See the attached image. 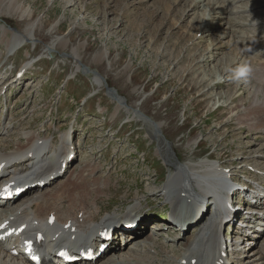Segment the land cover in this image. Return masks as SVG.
I'll use <instances>...</instances> for the list:
<instances>
[{
	"label": "rangeland",
	"instance_id": "rangeland-1",
	"mask_svg": "<svg viewBox=\"0 0 264 264\" xmlns=\"http://www.w3.org/2000/svg\"><path fill=\"white\" fill-rule=\"evenodd\" d=\"M244 1L257 2L250 13L253 20H261V29L250 42L244 38L248 18L214 19L208 1L203 0L193 10H187L185 0H18L28 12L23 19L9 4L0 3V25L8 30L7 38L37 23L32 39L19 42L21 48L15 53L7 49L0 32V132L5 134L0 133V150L9 151L18 143L26 146V132L53 139L56 146L64 134L72 135L75 158L65 181L78 182L88 190L89 181L100 177L98 184H103L100 190L104 192L92 195V188L86 193L90 195L87 201L97 198L99 222L108 214L122 216L129 207L155 211L147 213L145 227L148 234L153 232L155 245L143 249L146 254L140 259L146 264H174V256L198 231L190 229L180 235L168 227L172 206L160 192L171 165L160 153V145L168 143L172 157L181 163L205 160L209 153L228 164L240 158V166L230 165L233 170L246 171L232 177L236 187L240 178L245 185L259 180L254 171L264 176V134L240 127L233 116L236 107L252 99L258 83L253 80L254 72L264 67L260 61L264 0ZM237 4L241 3L232 7ZM55 39L67 43H57L50 50ZM101 53L105 57L97 62ZM243 62L253 72L247 82L234 81L229 69ZM20 69L26 72L21 79L17 76ZM94 72L102 82L92 80ZM145 121L163 127L161 134L156 131L157 140ZM86 165L90 168L83 183L76 172ZM231 202L242 209L223 228V237H229L227 257L233 264H246L233 256L238 221L246 211L251 215L261 212V206H249L247 197L238 194ZM154 222L166 227L156 230ZM262 232L251 250L261 245ZM136 247L142 252L143 246Z\"/></svg>",
	"mask_w": 264,
	"mask_h": 264
},
{
	"label": "bare ground",
	"instance_id": "bare-ground-1",
	"mask_svg": "<svg viewBox=\"0 0 264 264\" xmlns=\"http://www.w3.org/2000/svg\"><path fill=\"white\" fill-rule=\"evenodd\" d=\"M185 1L188 4L187 7L189 8L187 10L196 7L201 2V0ZM205 1H208V5L211 8V14L214 19H222L225 18V16H230V19H232L233 17L231 15H236L235 17L242 19L248 18L247 21H244V26L246 27L244 38L247 42L253 41L255 39L256 33L261 29L258 28L261 20H253L252 18L254 14H251L250 12L254 9V7L257 8V2L252 4H242L241 1L245 2L244 0H203V2ZM0 3L9 4L8 7H10L12 12H17L19 15H21L22 19L26 15H28L27 10H25L22 5L18 4V0H0ZM236 3L241 4H237L236 6L232 7V5H235ZM36 28L37 23L31 22L27 25L23 34H20L19 36H13L9 39L7 38V34L9 33L8 30H6L4 26L0 25L2 41L6 43L8 50H11L15 53L21 48L19 42L30 41L32 39L33 33H36ZM199 38H202V36ZM57 43L66 45L67 42L55 39L49 46V49H54ZM211 45L212 47H214L213 43H211ZM74 53H76L75 55L79 58L77 49L74 50ZM104 57L105 54L101 53L95 58V60L97 62H100L104 59ZM260 61L262 64L264 63V54L260 56ZM32 66L33 65H31V67ZM26 69L29 68L27 67ZM254 73L255 74L253 76V80L254 82L256 80V82L258 83H255L253 97L248 104L244 103L243 105L242 103L241 105L236 107L234 110H237L238 112L234 113L233 116H235L236 121L240 127L247 128L248 131H251L256 135H263L264 67L257 69ZM93 74H95V77H92V80L95 83L98 84V82H102L96 72H94ZM144 123L147 125L149 130L154 132V135L152 136L154 137V141L157 140L155 139V137L158 133L161 134V130H163V127L160 125L159 127L152 125L148 121H145ZM23 135L25 138L24 141H27L26 146L23 144H21V146L18 143L16 147L9 151H7L6 148L0 150V163H6L7 165L3 172L0 173V183L15 182V184H13L14 187H23L30 186L37 181H50L51 177H54L55 180L61 177L60 179L63 180L61 182V185H57L58 182L56 183V185L54 186L55 190H52V187V189H49L47 187L44 189V192L43 190L40 192L41 194H34L29 199H26L20 204H17L10 210H5L8 204L2 207V204L0 203V208L4 209H0V225L8 220L14 222L15 220L19 219L23 222L27 218H29L30 215L32 216L33 221L44 223L49 219L51 215H55L56 223L53 227V230L56 234H58V237L54 241L51 240V243L56 244L68 240L73 244H81L87 241L92 245H96L98 240V233L107 226L116 225L119 219V215L114 213L106 215L101 219L100 222L97 221L96 218L99 213L98 203L95 202L97 198L91 201H87L90 195L86 193L87 191H92V188L95 189L93 190V192H91L92 195L93 193H96L97 195L99 193H102L103 190H100V187H103V184H101L102 186L98 184L100 177L91 179L93 180V183L89 181L90 189L88 190H85V186L76 184L78 182H70L69 179H66L65 181L66 177L62 176L61 169H57V162L59 161V159H66L70 154L73 153L68 138V136L70 135H63L61 138V143L58 146H55L53 139L49 140L47 137H45V139H43V137H37L35 132H26ZM41 139L43 140V143L42 146H39L40 143L38 141ZM0 143L2 142L0 141ZM160 150V153L164 156V159L169 165H171L167 181L163 185V189L160 192V194L162 193L165 196L166 201L169 202V204H171L172 206V218L169 226H172L173 229H177L175 221L179 222V220L175 219L181 217L180 213H184L187 217L191 218L192 211L189 207L199 205L201 208H203L204 206H208L209 204H214L217 206L212 216L209 218V220H206L204 224H199L196 222V224L194 225L195 228H193L192 230L195 229L198 231V233L186 240V243L180 248L179 253L174 256L175 263L233 264L234 262L228 259L226 256L227 248L229 247V237L226 239L225 237H223V227L231 225L233 223V220L229 221L231 222V224H229L228 222L230 216L233 215L236 208V206L231 203V197L237 194L239 196L244 195V197H247V199H251L252 202H257L259 206L264 207V205H261V203L264 204V185L262 186L259 182H257L262 181L263 183L264 176L259 175L256 171H254L252 172V174L258 177L259 180H255L256 182L250 183V185H245L243 184V182H245L244 178H240V180H238L239 184L244 186L239 185V187L236 188V186L233 185L236 182H232V177H237V174L242 176V173H246V171L243 169V167L241 168L243 170H233L230 165H234L237 163L240 166V164L242 163L240 162V158H238V161L228 164L222 159V157L214 159L215 153H209L205 160H190L188 162L181 163V161L177 162L175 158L172 157L171 154L173 152V148L168 143L160 145ZM194 157L195 156L193 155V158ZM213 159L217 160L219 163H213ZM88 168L90 167L86 165L81 169L80 172H76V174L79 175L78 178L81 177V181L83 183H86L85 181H87L84 178V174L88 170ZM67 181H69L70 183H67ZM1 185H3V183ZM240 187H244V189H240ZM245 188L248 190L245 191ZM27 191L30 190L28 189ZM234 202L236 204L239 203L237 199ZM231 205L233 206L232 211L229 209V206ZM258 205L256 204V208H258ZM136 209L137 208H131L130 210L133 211ZM240 209H242V207L237 206V210ZM262 211L263 210H261V212H259V210H257V212L254 211V213L257 214L254 216H242V224L240 225L237 232V250H235V253H233V255L238 253L236 259H244L246 261V264H264V239L262 243L260 242L261 245L256 250L253 249L254 251L251 250V248L247 249L246 247H243V244L248 245L251 242L246 241V239L243 237V234L246 231L250 229H252L253 231L262 229V231H264V213H262ZM121 220L122 218L119 219V221ZM69 223L71 224L70 228L65 229V226ZM155 224H157V222H155ZM155 224L153 225L155 226L153 228H155L156 230L166 227L165 225L163 227H160ZM73 227L75 228L74 232L71 231ZM32 229L33 224L32 222H30V226H28L27 230ZM179 231L181 232L182 230ZM256 233L255 235L253 234V239L256 238V242L251 243L252 246L257 243V238L259 237ZM73 236L76 237L74 241L72 240ZM138 237L139 234H130V238L131 240H133V243L129 245V242L127 244V247L125 248H121V246L120 248L116 246V250L112 248L114 251V253L112 252L111 254L113 258L108 262H102L101 264L148 263L147 261L145 262L140 258L145 256L144 254H146L144 253L143 249H147V246H149V249H152L151 247L155 245L152 232L146 238ZM241 241L242 243H240ZM138 244L139 246H143L142 252L137 251L136 246ZM51 246L52 244L49 243L47 245V250H49ZM125 249H128V251ZM243 251L252 252L249 254L246 253L247 256L243 258ZM106 258H103L100 261H103ZM100 261L98 263H100ZM170 261H173V259H170ZM0 264L28 263L23 260H16L14 257L9 256L6 251L5 245L0 243Z\"/></svg>",
	"mask_w": 264,
	"mask_h": 264
},
{
	"label": "clouds",
	"instance_id": "clouds-1",
	"mask_svg": "<svg viewBox=\"0 0 264 264\" xmlns=\"http://www.w3.org/2000/svg\"><path fill=\"white\" fill-rule=\"evenodd\" d=\"M229 71L234 81L238 82L244 80L245 82H247L248 78H250L253 72V68L247 63H243L235 68H230Z\"/></svg>",
	"mask_w": 264,
	"mask_h": 264
},
{
	"label": "snow or ice",
	"instance_id": "snow-or-ice-1",
	"mask_svg": "<svg viewBox=\"0 0 264 264\" xmlns=\"http://www.w3.org/2000/svg\"><path fill=\"white\" fill-rule=\"evenodd\" d=\"M30 246V245H29Z\"/></svg>",
	"mask_w": 264,
	"mask_h": 264
}]
</instances>
